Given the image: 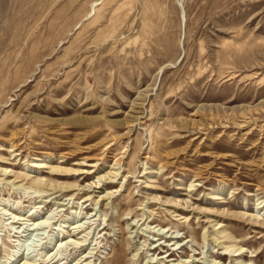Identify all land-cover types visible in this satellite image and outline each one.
Here are the masks:
<instances>
[{
  "label": "rangeland",
  "instance_id": "374dc122",
  "mask_svg": "<svg viewBox=\"0 0 264 264\" xmlns=\"http://www.w3.org/2000/svg\"><path fill=\"white\" fill-rule=\"evenodd\" d=\"M0 264H264V0H0Z\"/></svg>",
  "mask_w": 264,
  "mask_h": 264
}]
</instances>
